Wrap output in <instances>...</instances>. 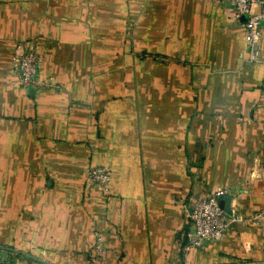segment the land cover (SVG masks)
Segmentation results:
<instances>
[{"label":"crops","instance_id":"obj_1","mask_svg":"<svg viewBox=\"0 0 264 264\" xmlns=\"http://www.w3.org/2000/svg\"><path fill=\"white\" fill-rule=\"evenodd\" d=\"M29 48L42 84L23 87L13 61ZM263 165L264 33L253 59L222 0H0V246L28 255L0 256L264 264L259 224L187 239L218 188L226 210H259Z\"/></svg>","mask_w":264,"mask_h":264},{"label":"built area","instance_id":"obj_2","mask_svg":"<svg viewBox=\"0 0 264 264\" xmlns=\"http://www.w3.org/2000/svg\"><path fill=\"white\" fill-rule=\"evenodd\" d=\"M228 5L232 17L239 22L245 31V40L250 48L253 59H258L261 49V37L264 33V0H222ZM41 55L34 48L23 49L13 61V73L23 87L39 86L42 84L39 75ZM264 172V165L262 166ZM111 173L104 166H91L88 169V179L91 184L107 191L111 182ZM227 190L218 188L212 194L198 198L190 211L188 219L191 229L187 232L190 247L201 249L220 241L226 231L236 223L259 224L264 233V188L261 191L263 203L259 210L242 213L232 207L226 211L220 204L219 197ZM101 250V246L98 245ZM102 252L92 257L98 263ZM14 254L3 253L0 264H19Z\"/></svg>","mask_w":264,"mask_h":264},{"label":"water","instance_id":"obj_3","mask_svg":"<svg viewBox=\"0 0 264 264\" xmlns=\"http://www.w3.org/2000/svg\"><path fill=\"white\" fill-rule=\"evenodd\" d=\"M226 211L230 212V210H226ZM0 248H2V249H6V250H9V251H12V252H15V253H17V254H19V255L28 256V255L25 254L24 252H20V251H18V250L13 249V248H6V247H1V246H0Z\"/></svg>","mask_w":264,"mask_h":264}]
</instances>
